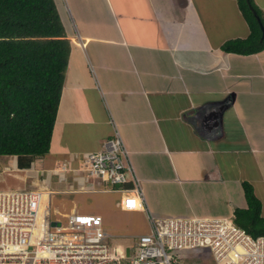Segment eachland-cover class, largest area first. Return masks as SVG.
Returning <instances> with one entry per match:
<instances>
[{"label": "crops", "instance_id": "crops-1", "mask_svg": "<svg viewBox=\"0 0 264 264\" xmlns=\"http://www.w3.org/2000/svg\"><path fill=\"white\" fill-rule=\"evenodd\" d=\"M53 1L71 47L49 151L24 168L12 155L1 170L24 172L16 179L20 188H46L51 176L37 177L36 164H65L58 172L63 181L52 183L56 191H115L121 208L132 192L96 188L102 182L93 178L84 183L92 189L82 190L78 178L84 173L77 170L116 130L152 214L170 184L185 197L188 186L195 188L190 198H205L198 206L181 204L182 213L170 217L230 216L210 214L209 204L224 199L244 207L243 179L252 183L262 212L264 49L250 54L220 49L225 40L249 33L236 0ZM254 1L264 14V0ZM76 205L63 212L77 211Z\"/></svg>", "mask_w": 264, "mask_h": 264}, {"label": "built area", "instance_id": "built-area-1", "mask_svg": "<svg viewBox=\"0 0 264 264\" xmlns=\"http://www.w3.org/2000/svg\"><path fill=\"white\" fill-rule=\"evenodd\" d=\"M65 169L62 165L59 171ZM84 169L110 188L131 182L130 188H116L133 193L122 198L121 208L143 210L148 231L131 235L129 242V235L109 232L97 213L51 210L49 194L41 205L40 190L0 188V264H177L180 259L169 250L193 247L209 250V264H264V235H250L231 215L154 216L116 130L100 149L87 154ZM89 186L81 189H92Z\"/></svg>", "mask_w": 264, "mask_h": 264}, {"label": "trees", "instance_id": "trees-1", "mask_svg": "<svg viewBox=\"0 0 264 264\" xmlns=\"http://www.w3.org/2000/svg\"><path fill=\"white\" fill-rule=\"evenodd\" d=\"M236 2L249 33L225 40L220 49H264V14L254 0ZM70 47L53 0H0V159L16 155L17 167L24 168L49 151ZM241 188L246 205L233 207L232 220L252 236L264 235L261 201L250 181L241 180Z\"/></svg>", "mask_w": 264, "mask_h": 264}, {"label": "rangeland", "instance_id": "rangeland-1", "mask_svg": "<svg viewBox=\"0 0 264 264\" xmlns=\"http://www.w3.org/2000/svg\"><path fill=\"white\" fill-rule=\"evenodd\" d=\"M69 39V36H67ZM77 41L76 39H71V41ZM83 131H79V135L82 134ZM8 158V157H7ZM5 158L2 160V165H10V160ZM37 168L35 169V172L37 170V177L41 179L43 176L50 177L51 176V181L50 185L46 188H41V189H46L49 191V197L52 195L50 198V206L51 210L56 206L60 211H69L70 208L73 207L74 202L77 204L76 206L78 207L77 211L78 212H87V213H92L96 214L99 212L103 215V218L105 220V223L107 224L106 227L111 228L112 230H119L122 232H128L126 234H130L127 236L128 241L132 240L131 234L133 232H144L146 229V221H145V215L141 213L140 211L137 210H123L120 208L118 205V202L116 201L119 198V193L115 191H110V192H93V193H77V194H64V193H53L52 191L55 189L53 187V182L54 179L57 178L58 181H63L61 178V174H56L53 173V170L56 171V168L53 166H48L49 164L47 161L41 162L39 164H36ZM47 167H53L54 169L47 168ZM42 168V173L40 172ZM13 170V168H12ZM9 170L5 169L2 171L0 169V188H20L18 186H21V183L18 182V178L22 173L21 170ZM135 170V169H134ZM15 172V173H14ZM68 174V172H65ZM136 174V172H135ZM83 177H91V175L87 174L86 172L84 175L80 176L78 178L79 184L85 185L84 183L86 182V178L83 179ZM26 179L24 181H30L29 177H25ZM17 179V180H16ZM100 178L97 177V180ZM90 180V178H89ZM139 180V179H138ZM91 181V180H90ZM140 182V180H139ZM143 185V181L140 183V185ZM55 185V184H54ZM141 185V188H142ZM59 187L60 185H56ZM103 185L100 184H94V187H102ZM167 190L168 193L166 196H161L159 203L161 204L160 206H155L153 207V215H155L157 218H162V217H169L173 215V213H182L178 212L181 211L178 207H181L180 205L183 203H190L193 206H198L199 203H197V200H200L201 203L205 201V198H198L195 196L194 198H190L191 194L189 192L193 189L194 187H188L186 186V197L184 196V193L182 192L181 189L177 187L175 189L173 185L167 184ZM25 188H31L30 186H24ZM92 187V186H89ZM79 186L77 187V189ZM143 192V190H142ZM128 194V193H125ZM144 194V193H143ZM220 195H222L221 191L219 192ZM256 194V193H255ZM262 191V195H263ZM236 193H234L235 197ZM126 196V195H125ZM129 196V194H128ZM257 196V195H256ZM200 197V196H199ZM215 196L213 195V198ZM264 197V196H263ZM187 200V202H186ZM196 200V201H195ZM238 201L231 200V203H227L226 200H218L217 202H213V204H209L211 207V213L210 214H219V215H229L231 214L233 207L239 205L237 204ZM236 204V205H233ZM204 204H201L203 206ZM229 206V207H228ZM158 213V214H157ZM262 215H264V210L261 212ZM193 216L192 214H190ZM105 227V228H106ZM113 232V231H112ZM114 233V232H113ZM171 254H177V259H180V261L177 264H209L211 262V256L209 255V250L205 247H193V248H188L186 251L182 249H171L169 250ZM194 258H197L198 260H195Z\"/></svg>", "mask_w": 264, "mask_h": 264}, {"label": "clouds", "instance_id": "clouds-1", "mask_svg": "<svg viewBox=\"0 0 264 264\" xmlns=\"http://www.w3.org/2000/svg\"><path fill=\"white\" fill-rule=\"evenodd\" d=\"M112 135H113V133H112ZM112 135L110 136V137H112ZM110 137H108V138H110ZM108 138H106V139H108ZM105 140V139H104ZM102 143V142H101ZM101 147V146H100ZM100 149V148H99ZM62 165H64L65 166V168H66V165L65 164H62ZM84 166H85V159H84V162H83V165L82 166H80L77 170H79L80 172H82V173H85V169H84ZM60 170V168H59V166L56 168V171H55V173H57L58 174V172H63V171H65V170H63V171H59ZM135 171V170H134ZM88 178H91V177H88ZM8 188H10V187H8ZM34 189H37V190H40V191H42V190H45V192H47V195L48 194H50L49 193V191L48 190H46V189H41V188H34ZM59 191V190H58ZM58 191H56L55 189L52 191L53 193H59ZM46 195V196H47ZM52 197V195L50 196V198ZM137 210H139V209H137ZM231 215H232V213H231ZM142 233H144V232H142Z\"/></svg>", "mask_w": 264, "mask_h": 264}, {"label": "bare ground", "instance_id": "bare-ground-1", "mask_svg": "<svg viewBox=\"0 0 264 264\" xmlns=\"http://www.w3.org/2000/svg\"><path fill=\"white\" fill-rule=\"evenodd\" d=\"M42 195L44 196V197H43L44 200H43V202H42L41 205H43L44 201H46L45 198H46L47 192H45V190H42Z\"/></svg>", "mask_w": 264, "mask_h": 264}, {"label": "water", "instance_id": "water-1", "mask_svg": "<svg viewBox=\"0 0 264 264\" xmlns=\"http://www.w3.org/2000/svg\"><path fill=\"white\" fill-rule=\"evenodd\" d=\"M255 16H257V15H255ZM257 18H258V16H257ZM263 32H264V30H263ZM51 224H52V225H54V224L58 225L59 222H58V221H52Z\"/></svg>", "mask_w": 264, "mask_h": 264}]
</instances>
